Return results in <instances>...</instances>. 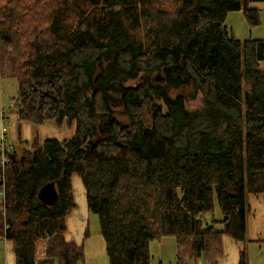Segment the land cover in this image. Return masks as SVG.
Instances as JSON below:
<instances>
[{"label": "trees", "instance_id": "obj_1", "mask_svg": "<svg viewBox=\"0 0 264 264\" xmlns=\"http://www.w3.org/2000/svg\"><path fill=\"white\" fill-rule=\"evenodd\" d=\"M39 1L0 0V80L18 81L20 121L76 127L5 149L0 238L17 264L84 258L65 238L75 173L109 264H152L164 237L176 239V264H217L225 235L248 264L247 198L264 193V41L239 40L225 20L242 11L258 25L250 5L264 0ZM186 88L203 97L197 112ZM52 181L60 199L48 206L38 193Z\"/></svg>", "mask_w": 264, "mask_h": 264}, {"label": "crops", "instance_id": "obj_2", "mask_svg": "<svg viewBox=\"0 0 264 264\" xmlns=\"http://www.w3.org/2000/svg\"><path fill=\"white\" fill-rule=\"evenodd\" d=\"M251 8L259 11L260 23L251 27L242 11H231L227 15V27L239 40H260L264 41V1L251 3ZM242 13L232 15L231 13ZM229 19V21H228ZM236 19L238 22H236ZM230 22V23H228ZM5 97L4 88L0 80V161L3 158L5 149L16 146L23 147V142H31L34 137L43 142L51 137H69L75 131L74 124L63 127H56L52 124L35 125L30 121H20L18 113L11 101ZM3 199V198H2ZM249 210L247 213V255L248 264H264V193L249 194L247 198ZM68 223V218H67ZM83 228V223L78 228ZM67 241L78 239L69 237L65 231ZM42 242L41 244H39ZM36 244V258L38 260L46 257L47 241H40ZM223 255L217 264H239L241 259V244L225 235L222 238ZM0 264H17L14 243L11 240L0 238ZM188 264H209L202 254L199 258L192 259Z\"/></svg>", "mask_w": 264, "mask_h": 264}, {"label": "rangeland", "instance_id": "obj_3", "mask_svg": "<svg viewBox=\"0 0 264 264\" xmlns=\"http://www.w3.org/2000/svg\"><path fill=\"white\" fill-rule=\"evenodd\" d=\"M49 0H40L38 6L40 8H45ZM37 3V2H36ZM35 3V4H36ZM48 11V10H47ZM232 15L242 13H231ZM46 15V14H45ZM45 15L35 16L39 20L44 19ZM229 21V19H228ZM236 22L238 20L236 19ZM227 23V17L225 20ZM230 23V22H228ZM261 68L264 69V60L261 62ZM158 74V73H157ZM156 74V75H157ZM154 75V76H156ZM5 97L9 100L11 98L18 99V81L14 77H3L1 79ZM159 82V81H158ZM248 87V86H247ZM179 91H173L172 94H177ZM186 95L188 109L192 112H197L200 110L203 105V97L201 94H194L192 88H186L182 91ZM14 106V110H15ZM121 120H126L125 116L119 115ZM151 120V114L148 111L145 114V123H148ZM74 126L76 127V122L74 121ZM72 187L73 195L76 206L70 211L67 215L65 221L67 226V234L70 237H78V239H72V241L77 244H82L84 247V258L80 260L77 264H109L108 254L106 251L105 240L101 233V226L99 222V216L96 213L89 211L88 202H87V192L86 187L83 182V179L77 173L72 175ZM2 193L0 187V201H2ZM216 211L219 214L220 208L216 204ZM68 218V223H67ZM83 223V228L79 231V227ZM46 239H41L40 241H45ZM47 241V240H46ZM40 242L39 244H41ZM151 251L153 254L152 264H176V252L177 245L176 239L174 237H164L160 240H156L151 245ZM47 253V248H46Z\"/></svg>", "mask_w": 264, "mask_h": 264}, {"label": "water", "instance_id": "obj_4", "mask_svg": "<svg viewBox=\"0 0 264 264\" xmlns=\"http://www.w3.org/2000/svg\"><path fill=\"white\" fill-rule=\"evenodd\" d=\"M101 74L98 75L100 77ZM154 81H165V76L162 74H157L154 78ZM39 199L48 206H53L59 202L60 196L58 192V188L56 182H48L44 184L38 193ZM227 219V216L225 217Z\"/></svg>", "mask_w": 264, "mask_h": 264}, {"label": "built area", "instance_id": "obj_5", "mask_svg": "<svg viewBox=\"0 0 264 264\" xmlns=\"http://www.w3.org/2000/svg\"><path fill=\"white\" fill-rule=\"evenodd\" d=\"M15 104H16V99L13 98L12 101H11V105L14 106ZM5 158H6V157H5V153H4L3 158H2V162H3V163H5Z\"/></svg>", "mask_w": 264, "mask_h": 264}, {"label": "flooded vegetation", "instance_id": "obj_6", "mask_svg": "<svg viewBox=\"0 0 264 264\" xmlns=\"http://www.w3.org/2000/svg\"><path fill=\"white\" fill-rule=\"evenodd\" d=\"M158 82V81H157ZM159 82H164V81H159Z\"/></svg>", "mask_w": 264, "mask_h": 264}]
</instances>
